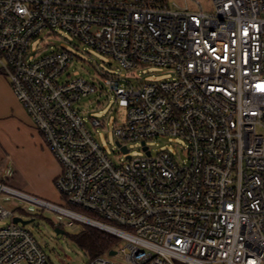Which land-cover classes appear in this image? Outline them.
Returning a JSON list of instances; mask_svg holds the SVG:
<instances>
[{"label":"built area","instance_id":"1","mask_svg":"<svg viewBox=\"0 0 264 264\" xmlns=\"http://www.w3.org/2000/svg\"><path fill=\"white\" fill-rule=\"evenodd\" d=\"M213 3L214 13H193L167 0H0V71L59 162L69 206L0 182V264H54L3 205L19 200L125 242L89 264H264V0ZM58 32L119 66L101 73L127 103L112 129L119 164L92 131L106 116L76 106L95 85L59 81L77 55L33 50ZM145 67L169 76L136 77ZM160 138L181 148L153 153Z\"/></svg>","mask_w":264,"mask_h":264},{"label":"rangeland","instance_id":"2","mask_svg":"<svg viewBox=\"0 0 264 264\" xmlns=\"http://www.w3.org/2000/svg\"><path fill=\"white\" fill-rule=\"evenodd\" d=\"M169 4H177L181 9H188L190 12L199 13H214L215 6L213 0H167ZM199 3L200 6L197 4ZM34 51L43 54L51 51L61 49L68 50L77 55L67 72L59 80L61 83L69 79L84 78L91 82L96 87V92L87 98H84L76 106L79 108L87 118L106 116L107 126L106 129H99L96 132L92 128L93 134L97 141L105 148L109 156L115 163H120V150L116 146L115 138L113 136V127L123 126L127 115V103L117 98L116 95L109 90L102 80L101 73H113L119 67L117 62L108 55L102 54L95 49L80 43L78 40L64 32L56 34H42L38 39L33 41ZM43 45H48L43 47ZM128 72H122L126 76ZM136 77L145 79L161 80L169 76V74L162 70H157L153 67H145L140 69L135 74ZM133 85L137 81L131 79ZM101 112V114H100ZM150 149L153 153L168 150L170 153H175L181 146L173 138H160L153 140L149 143ZM131 155L134 157H143L145 153L137 146H131ZM4 184L16 188L12 183L0 180ZM56 187V186H55ZM20 191V190H19ZM22 192H26L21 190ZM28 193V192H26ZM30 194V193H29ZM32 195V194H31ZM52 198H41L50 203L67 207L66 200L60 191L55 188L52 191ZM37 197V196H36ZM41 197V196H40ZM38 197V198H40ZM14 201V200H13ZM17 202V201H16ZM19 209H13L10 203H4L6 208H10L15 213V217L22 218L23 220H33L26 228L34 235L39 244L43 247L48 255V258L54 264H89L92 257L81 247L77 245L74 236L84 231L87 226L79 222L73 221V226H65L72 220L66 216L56 213H50L47 209H39L26 201H18ZM9 224L8 220H0V227ZM56 227H59L65 232L63 235H57L55 232ZM94 228V227H93ZM97 229V228H96ZM100 230V229H99ZM102 231V230H101ZM125 242L119 241L118 246L122 248ZM113 261L119 264H124L121 256H115Z\"/></svg>","mask_w":264,"mask_h":264},{"label":"crops","instance_id":"3","mask_svg":"<svg viewBox=\"0 0 264 264\" xmlns=\"http://www.w3.org/2000/svg\"><path fill=\"white\" fill-rule=\"evenodd\" d=\"M60 174L59 162L0 71V180L32 196L52 198Z\"/></svg>","mask_w":264,"mask_h":264},{"label":"trees","instance_id":"4","mask_svg":"<svg viewBox=\"0 0 264 264\" xmlns=\"http://www.w3.org/2000/svg\"><path fill=\"white\" fill-rule=\"evenodd\" d=\"M74 240L92 258L104 256L116 249L120 241L115 236L93 227H87L74 236Z\"/></svg>","mask_w":264,"mask_h":264},{"label":"water","instance_id":"5","mask_svg":"<svg viewBox=\"0 0 264 264\" xmlns=\"http://www.w3.org/2000/svg\"><path fill=\"white\" fill-rule=\"evenodd\" d=\"M123 151L124 152H127V149L126 148H123ZM147 154H149V153H147ZM32 222H33V220L27 221V220H23L22 218H19V217H15V219H14V223H20L23 226H27L28 224H30ZM55 232H56L57 235H63V234H65V232L63 230H61L59 227H57L55 229ZM115 254H116V252L115 251H112V252L109 253V256H114Z\"/></svg>","mask_w":264,"mask_h":264}]
</instances>
